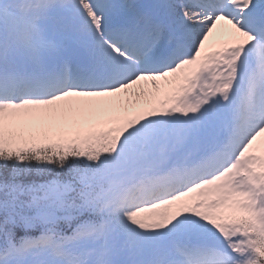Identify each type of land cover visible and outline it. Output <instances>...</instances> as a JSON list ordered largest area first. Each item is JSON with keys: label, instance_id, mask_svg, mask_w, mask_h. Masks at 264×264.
<instances>
[{"label": "snow or ice", "instance_id": "6c2138e0", "mask_svg": "<svg viewBox=\"0 0 264 264\" xmlns=\"http://www.w3.org/2000/svg\"><path fill=\"white\" fill-rule=\"evenodd\" d=\"M0 264H264V0H0Z\"/></svg>", "mask_w": 264, "mask_h": 264}, {"label": "bare ground", "instance_id": "6f19581e", "mask_svg": "<svg viewBox=\"0 0 264 264\" xmlns=\"http://www.w3.org/2000/svg\"><path fill=\"white\" fill-rule=\"evenodd\" d=\"M227 39H228V37L226 35H220L219 33L215 34V37H214V41L215 42H217L218 40H224L225 41ZM216 44H217V46L214 45V44H212L210 42V40H209V45L206 46L207 47V50H209V51L215 50V47H218L219 46L218 43H216ZM145 92L154 93L155 92V89H152V88L151 89H146ZM159 95L160 96H163L164 93L161 92ZM125 99H126V101H125L126 103H130V102H134V101H136V102L142 101V102L145 103L144 97H142V96L141 97L135 96V97H133L130 100H128V97H126ZM129 109H133V106L130 105Z\"/></svg>", "mask_w": 264, "mask_h": 264}, {"label": "rangeland", "instance_id": "374dc122", "mask_svg": "<svg viewBox=\"0 0 264 264\" xmlns=\"http://www.w3.org/2000/svg\"><path fill=\"white\" fill-rule=\"evenodd\" d=\"M129 104L131 106H133V109H129V114L135 112L139 107L148 106V105L144 104V102H142V101H138V102L134 101V102H130Z\"/></svg>", "mask_w": 264, "mask_h": 264}]
</instances>
